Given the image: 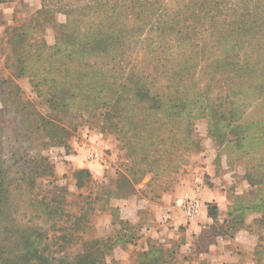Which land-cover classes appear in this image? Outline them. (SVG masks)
Masks as SVG:
<instances>
[{"label":"rangeland","instance_id":"obj_1","mask_svg":"<svg viewBox=\"0 0 264 264\" xmlns=\"http://www.w3.org/2000/svg\"><path fill=\"white\" fill-rule=\"evenodd\" d=\"M15 2L0 35V264H26L28 242L57 249L37 236L51 234L52 196L66 227L87 210L72 243L102 239L97 264L129 250L127 264L141 263L148 246L183 264L264 258V0ZM93 36L105 53L83 48ZM63 63L80 93L71 112L49 110L28 81Z\"/></svg>","mask_w":264,"mask_h":264},{"label":"trees","instance_id":"obj_2","mask_svg":"<svg viewBox=\"0 0 264 264\" xmlns=\"http://www.w3.org/2000/svg\"><path fill=\"white\" fill-rule=\"evenodd\" d=\"M131 2V0H127ZM157 3V2H155ZM153 3V6L155 5ZM190 3H194V0H190ZM140 7V6H139ZM140 9V8H139ZM254 23V20L252 21L251 25ZM17 29V27H15ZM259 34L264 33V19L259 22L255 28ZM21 33V32H20ZM18 33L17 35H19ZM20 36V35H19ZM22 36V34H21ZM258 34H253V37H257ZM261 36V35H259ZM21 42L25 40V38L22 36L20 37ZM18 47V46H17ZM24 46L22 45L21 48ZM42 48H46L45 45L41 46ZM50 48H56L57 51H61L62 48L60 46V43L57 42L53 47ZM50 48H47L49 50ZM83 48L85 50L88 49H95L99 52L105 53L107 51L105 45L102 43L101 40L95 38L93 36L91 43L86 42L83 44ZM23 50L21 49V52ZM70 53V52H69ZM67 53V54H69ZM66 54V55H67ZM70 56V55H68ZM22 60H18L17 62L20 63V71L26 72V65H22ZM62 67L60 68V74L57 78H45L47 75L46 68L42 67L41 71L45 74L41 76H37L34 70L31 69V74L29 76V85L31 87V90L37 93H40L42 88L47 89V108L51 111H72V105L75 106L77 102V97H79L80 93L74 94L73 87L75 88V83H73V77L66 78L65 71H72L73 70V64L71 63H63L61 64ZM93 66V65H92ZM30 69V68H29ZM39 79V80H38ZM9 94H12L10 91H8ZM16 93V92H15ZM16 95V94H15ZM1 96V95H0ZM106 94H102L96 98L95 96H87L88 99L92 101L93 104L98 103L97 99L105 98ZM109 98V97H108ZM117 100V99H116ZM1 103L4 105V108H6V104L4 102L3 97L1 96ZM82 103H86L88 105V102L82 101ZM2 126V122H0V127ZM115 127H117L115 125ZM121 139L122 137L125 138L126 136H119ZM149 137V136H148ZM146 140H150L149 138L144 137ZM159 147H157L154 151H157ZM2 165L3 162H2ZM3 171V168L0 163V172ZM4 177L2 180V176L0 175V203L3 204L7 199V191L4 187L5 184H3ZM51 200L55 202V204L50 205L48 202L44 204V208L42 209V214L46 215L49 219L54 220L52 224V231L51 234H48L49 232H46V236L43 238V234H37L38 237H40L42 240L55 244L54 247H57V249L54 250H47L46 246H39L34 244L33 242H28V249L25 253L22 254V258L26 261V264H32L30 261H35L34 264H97L103 257V251H104V245L103 240H92L87 238L88 240H85L84 242V250H74L75 245L72 242L78 241L80 243L84 237V229L86 226V222H88V215L87 210L84 209L82 206L78 213L72 212L70 215L72 217L71 222L67 224V227L65 226L63 217L67 216L70 213H67L64 211L62 207L59 206V203L56 200V197H51ZM214 211L211 212V215L214 216ZM59 228L60 233H56V228ZM89 241V242H88ZM41 245H44L43 241H41ZM35 247V249L33 248ZM263 248V246H261ZM39 248V252L36 251V249ZM67 248L69 250H67ZM177 259H180L177 257V254L173 253V250H164L162 247H158V249H154L153 247H149L148 249L142 252V260L141 263L137 264H183L186 259L181 258L179 261ZM261 259V260H260ZM2 260L5 261L7 264H10V261L7 257H2ZM263 261V263H262ZM179 262V263H177ZM252 262L254 264H264V258L260 254V256H252ZM17 264V263H14Z\"/></svg>","mask_w":264,"mask_h":264},{"label":"crops","instance_id":"obj_3","mask_svg":"<svg viewBox=\"0 0 264 264\" xmlns=\"http://www.w3.org/2000/svg\"><path fill=\"white\" fill-rule=\"evenodd\" d=\"M15 7H16V2L15 0H0V35L1 33L4 31V27H6L5 25L9 24L13 18H14V12H15ZM0 51H1V46H0ZM181 199H179L180 201ZM127 204L122 205V209H123V213L124 212H130L134 211L133 213V219H138L137 216L139 214V206L137 207V205L135 203H129L128 201H126ZM129 203V204H128ZM128 216H125V218H127ZM129 220H131V217H128ZM130 255V250L126 251L124 256V260L121 261H117V263L115 264H127V257L129 258ZM127 256V257H126ZM192 264H196V262L192 261ZM215 264H228L227 262H223L220 260H217V262Z\"/></svg>","mask_w":264,"mask_h":264},{"label":"built area","instance_id":"obj_4","mask_svg":"<svg viewBox=\"0 0 264 264\" xmlns=\"http://www.w3.org/2000/svg\"><path fill=\"white\" fill-rule=\"evenodd\" d=\"M192 211H193L192 207L190 205H188V212L190 213Z\"/></svg>","mask_w":264,"mask_h":264}]
</instances>
